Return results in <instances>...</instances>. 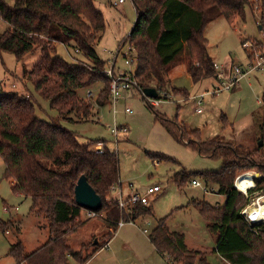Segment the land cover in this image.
<instances>
[{
    "label": "trees",
    "instance_id": "obj_1",
    "mask_svg": "<svg viewBox=\"0 0 264 264\" xmlns=\"http://www.w3.org/2000/svg\"><path fill=\"white\" fill-rule=\"evenodd\" d=\"M136 18L129 34L120 42L132 46L138 57L135 78L141 89L154 87L157 99L168 92L186 97V89L169 86L171 65L185 52L186 72L193 83L215 76L214 62L208 53L205 26L222 17L229 24L245 19L250 0H131ZM0 19L8 27L0 34V54H13L17 61L40 48V57L26 73L27 81L42 99L48 101L57 117L47 122L35 113L32 95L0 92V158L4 164L2 179L10 183L13 193L29 198V212L48 221L50 235L38 248L25 251L21 241L10 245L8 255L15 264H86L108 243L118 223L152 214L151 207L141 203L122 210L116 200L108 198L119 181V160L116 152L103 145V152L92 149L97 141L80 143L77 135L58 121L86 122L95 116L93 104L78 95L97 82L103 86L95 103L102 107L109 97L110 78L104 74L106 61L95 46L105 31V19L93 0H0ZM243 41L241 42V44ZM72 46L85 61L69 63L57 55L56 45ZM181 89V90H180ZM147 102V98L143 96ZM264 100V95H263ZM155 119L178 142L187 136L184 123L176 117H161L149 103ZM197 129L191 131L195 134ZM200 155L220 159L215 171H184L174 175L180 187L187 177L196 176L205 185L216 186L225 196L222 205L193 199L192 206L206 220V227L216 237L214 252L228 264H264V225L250 226L241 215L248 200L233 188L235 177L255 168L261 174L255 179L256 190L264 189V163L258 164L233 146L209 139L187 143ZM151 159H170L163 154H148ZM252 174V173H249ZM84 175L101 198V207L94 211L106 232L104 240L82 243L73 249L69 237L94 218L81 219L84 208L77 205L74 188ZM9 211V208L6 207ZM167 218L156 221L148 239L157 253L170 264H208L203 252L188 248L184 234L171 231ZM13 226L11 220L0 219V232ZM106 241V242H105ZM90 248V250H89Z\"/></svg>",
    "mask_w": 264,
    "mask_h": 264
},
{
    "label": "rangeland",
    "instance_id": "obj_2",
    "mask_svg": "<svg viewBox=\"0 0 264 264\" xmlns=\"http://www.w3.org/2000/svg\"><path fill=\"white\" fill-rule=\"evenodd\" d=\"M13 4V0H4ZM93 0L105 19V31L97 42L95 50L98 56L110 65L109 58L121 48L115 60L117 72L128 71L122 53L128 44L120 46V42L129 34L136 18L135 8L131 0ZM261 25L263 28H260ZM8 27L0 19V34ZM264 31V0H250L245 7V19H237L229 24L219 17L209 22L204 28L208 40V53L217 68L215 76L193 83L186 72L187 55L183 52L171 65L168 73L169 86L186 89L188 95L164 94L157 106H153L161 117L176 119L183 124L188 135L178 142L168 134L155 119L143 95L136 92L122 93L113 105L109 97L104 106L98 107L96 96L101 90L102 82H97L86 89H79L78 95L93 104L95 116L86 122L72 123L60 119L58 123L73 131L80 143L97 141L94 147L103 145L111 152H116L119 160V181L111 189L108 198L126 200L132 193L144 194L147 188L158 185L160 191L149 196L152 214L142 216L134 223H124L118 227L112 239L100 248L87 264H155L154 248L148 243L146 236L155 227L156 221L167 218L169 230L184 234L188 248L204 253L208 264H228L214 252L216 237L206 227V220L192 206L193 199L203 200L213 206H220L225 196L217 193L216 186L203 182L196 176L187 177L182 186L175 182L174 175L184 171H215L221 167L222 161L200 155L198 151L186 145L202 143L214 139L225 145L233 146L238 152L248 155L258 164L264 163V62L260 68L252 70L241 78L231 90L214 93L230 73V68L239 66L248 69L264 58L261 32ZM242 41H249L252 49L247 54ZM57 55L69 63L85 61L81 53H77L70 45L57 44ZM40 48L34 47L32 52L17 61L13 54H0V92H18L32 95L36 116L44 121L57 117V112L50 108L48 101L42 99L34 91L33 85L27 81L26 73L32 69L40 57ZM105 67V68H106ZM134 66L131 67V70ZM222 74V78L218 76ZM110 85V84H109ZM181 90V89H180ZM213 92V93H212ZM201 101L198 105V101ZM130 108L132 113H126ZM201 108V112H196ZM112 128L118 129L115 136ZM121 128H125L123 131ZM197 129L195 134L191 131ZM148 154H163L164 160L151 159ZM247 171L257 172L252 168ZM4 164L0 158V219L11 220L13 226L3 234L0 232V264H15L8 255L10 245L21 241L27 253L41 246L49 237L48 221L43 216L29 212L31 201L20 194L13 193L10 183L2 179ZM254 174V173H253ZM260 174V173H259ZM252 174L244 176L249 181ZM261 175V174H260ZM197 179L200 186H192L191 180ZM120 184V185H119ZM251 201L253 199L251 198ZM8 207L9 211H5ZM87 210L81 213V219L88 218ZM88 224L73 233L68 240L69 245L79 250L82 243L93 240H104L102 235L106 227L99 218L92 217ZM264 225V222L255 223ZM146 229V232L143 230ZM106 242V241H105ZM109 245V246H108ZM90 250V248H89ZM198 264V263H195Z\"/></svg>",
    "mask_w": 264,
    "mask_h": 264
},
{
    "label": "built area",
    "instance_id": "obj_3",
    "mask_svg": "<svg viewBox=\"0 0 264 264\" xmlns=\"http://www.w3.org/2000/svg\"><path fill=\"white\" fill-rule=\"evenodd\" d=\"M123 0H118L117 2H113V5H117L118 3L122 2ZM261 43H262V48L264 49V31L261 32ZM242 46L245 48V52L247 54L248 49H252V44L249 41H243ZM121 48H119L117 50V52L112 56V58H109V62L111 63L110 65H108V67L105 68L104 70V74L110 78V85H109V100L110 103H112L113 105L118 101V99L121 98L122 93H131V92H138L140 94H142V89L139 87L137 80L135 78V71L138 65V57L136 54L135 49L132 46L128 45V48L126 51H124L122 53V55L124 56L125 59V65L130 68L128 71H124V72H117L115 68V60L117 58V56L120 53ZM258 61L256 62V64L254 66L249 65L248 69H243L239 66H234L230 68V73L229 75L226 77L227 80L224 79V81L222 82L221 86L217 87L214 91V93L219 92L221 90H231L233 89L236 84L239 82V80L243 77H245L249 72H251L252 70H256L258 68L261 67V65L264 62V58L263 57H257ZM134 66V69L131 70V67ZM214 67L217 68V66L214 64ZM218 69V68H217ZM218 76L220 78H222V74H218ZM213 93V92H212ZM166 98V95H163L162 98ZM150 100V104L152 106H157L162 99H149ZM200 100L198 101V105L200 104ZM196 112H201L202 109L201 108H197L195 110ZM126 113L131 114L132 111L130 108H126L125 109ZM123 131H125V128H121ZM112 133L116 136L118 134V129L117 128H112ZM95 151L102 153L103 152V148L101 146H97L93 148ZM249 173H252L250 180H251V184L247 187H244L242 185V179L244 178V176L248 175ZM254 173V174H253ZM261 175L259 173H255V172H244V173H240L238 174L234 181H233V188L235 190H237L239 193H241L242 195H244V197L248 200V204L247 206L242 209L241 211V215L244 217V219L246 220V222L250 225V226H254L255 223H260V222H264V221H255L253 222L250 218V215L248 213V209L250 206L255 205V206H259V204H264V189L263 190H256V182L255 179L259 178ZM120 185V184H119ZM191 185L192 186H200V182L197 179H193L191 180ZM113 190V189H112ZM160 191V188L158 185H153L149 188H147L146 192L144 194H138V193H132L130 194L129 197H127L126 200H122L121 196L120 198L116 199V201L118 202L119 207L122 210L127 211V207L128 205H132L134 203H141L143 205H148L149 204V196L151 195H155L156 193H158ZM251 198L253 199V201H251ZM5 211H8L7 208H5ZM87 216L88 218H92L96 216V213L93 211H87ZM123 220H121L118 223V227H121L124 225ZM128 223H134V221L130 220L128 221ZM144 232H146V230H144Z\"/></svg>",
    "mask_w": 264,
    "mask_h": 264
},
{
    "label": "water",
    "instance_id": "obj_4",
    "mask_svg": "<svg viewBox=\"0 0 264 264\" xmlns=\"http://www.w3.org/2000/svg\"><path fill=\"white\" fill-rule=\"evenodd\" d=\"M142 95L147 99H156L158 98V91L154 87H146L142 89ZM74 198L76 204L87 211L94 212L101 207V198L87 182L84 175H81L77 180L74 188ZM96 242L97 240L94 243Z\"/></svg>",
    "mask_w": 264,
    "mask_h": 264
},
{
    "label": "bare ground",
    "instance_id": "obj_5",
    "mask_svg": "<svg viewBox=\"0 0 264 264\" xmlns=\"http://www.w3.org/2000/svg\"><path fill=\"white\" fill-rule=\"evenodd\" d=\"M251 184L248 178L242 179V185L247 187ZM248 213L253 222L264 221V204H259V206L252 205L248 209Z\"/></svg>",
    "mask_w": 264,
    "mask_h": 264
},
{
    "label": "crops",
    "instance_id": "obj_6",
    "mask_svg": "<svg viewBox=\"0 0 264 264\" xmlns=\"http://www.w3.org/2000/svg\"><path fill=\"white\" fill-rule=\"evenodd\" d=\"M261 28H263V26L261 25ZM259 29H260V27H259ZM189 76V75H188ZM1 84L2 83H0V87H1ZM1 90V89H0ZM22 196V195H21ZM168 228H169V226H168ZM144 230H146V229H144ZM144 230H143V232H144ZM172 231H176V230H172ZM179 231V230H178ZM8 232V231H7ZM180 232V231H179ZM116 233V232H115ZM146 238H147V240H148V243L151 245V243L149 242V239H148V236H146ZM112 239V238H111ZM110 239V240H111ZM109 240V241H110ZM187 245V244H186ZM107 246V245H106ZM109 246V245H108ZM152 246V245H151ZM153 247V246H152ZM154 248V247H153ZM154 257H157L158 258V260H156V258H154L153 260H154V262H155V264H170L169 263V260L167 259V257H164V256H162V255H160L159 253H157L156 252V250L154 249ZM221 258V257H220ZM222 260V259H221ZM223 261V260H222ZM88 262V261H87ZM87 264V263H86ZM108 264H110V263H108ZM111 264H114V263H111Z\"/></svg>",
    "mask_w": 264,
    "mask_h": 264
}]
</instances>
